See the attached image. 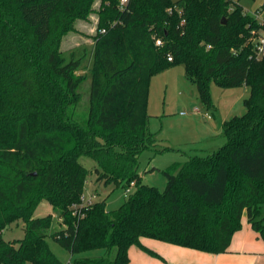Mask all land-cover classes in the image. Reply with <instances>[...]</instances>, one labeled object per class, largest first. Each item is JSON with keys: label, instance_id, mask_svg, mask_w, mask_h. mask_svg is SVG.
Listing matches in <instances>:
<instances>
[{"label": "trees", "instance_id": "16d2710c", "mask_svg": "<svg viewBox=\"0 0 264 264\" xmlns=\"http://www.w3.org/2000/svg\"><path fill=\"white\" fill-rule=\"evenodd\" d=\"M94 1L0 0V264H63L48 234L72 255L105 250L74 264H128L133 244L153 253L143 237L223 253L244 215L264 241V25L232 0H99L93 50L64 54L62 36ZM178 63L207 106L212 81L249 94L245 112L222 123L225 143L162 169L159 190L138 173L141 151L158 144L146 127L149 80ZM82 156L98 181L134 187L122 205L81 203ZM42 198L59 209L61 230L48 232L50 214L32 215ZM18 220L23 236L6 239Z\"/></svg>", "mask_w": 264, "mask_h": 264}, {"label": "rangeland", "instance_id": "374dc122", "mask_svg": "<svg viewBox=\"0 0 264 264\" xmlns=\"http://www.w3.org/2000/svg\"><path fill=\"white\" fill-rule=\"evenodd\" d=\"M232 1L239 3L249 14L260 10L259 18L264 15V0ZM99 3V0H95L93 3L95 11L86 19L74 20V28L62 36L60 49L64 54L75 47H85L89 52L93 50V35L98 19L96 11ZM90 65L91 59L86 60L81 72L86 73ZM89 83L90 76L88 74L87 79L80 87L83 101L87 99ZM248 94L249 87L246 85L221 87L212 81L210 104L207 106L201 102L195 84L186 78L183 64L178 63L154 72L149 80L146 127L154 135L158 144L141 151L139 155L138 173L142 182L163 190L166 185V177L161 172L162 169L175 162L186 161L190 156H206L220 148L226 140L222 131L223 121L245 112L244 99ZM160 148L162 151H156ZM79 161L89 170L80 199L81 203L89 204V202L104 200L105 209L113 210L122 205L125 192L133 191V186L126 191L111 182L105 184L103 181H98L94 173L96 163L91 157L82 156ZM47 214L51 215L49 233L61 230L66 226L62 223L59 209L54 208L42 198L34 207L32 215L42 217ZM247 225L250 232L245 236ZM23 233L22 222L18 220L9 225L8 229L4 231V236L6 239L21 238ZM232 238V241H237L238 244L240 241L246 243L245 247L249 253L242 256L237 251L238 249L229 247L228 254L233 255L229 259L236 261L237 264H264V241L257 238L256 232L248 224L245 215L241 219V227L233 233ZM147 240L148 238L143 237L140 242L147 244L149 243ZM46 242L63 264H74L75 257L98 256L105 251L98 247L72 255L49 234L46 236ZM131 247L135 249L133 250L135 253H143L148 259L156 258L153 253L138 244H133Z\"/></svg>", "mask_w": 264, "mask_h": 264}, {"label": "crops", "instance_id": "0c3cea01", "mask_svg": "<svg viewBox=\"0 0 264 264\" xmlns=\"http://www.w3.org/2000/svg\"><path fill=\"white\" fill-rule=\"evenodd\" d=\"M246 228L247 229L245 230V236H247L250 232L248 225L246 226ZM232 240L233 238L230 241L229 247L238 249L237 251H239L242 256H245V254L248 252V249L245 247L246 243L240 241V243L238 244L237 241L235 242ZM147 241L149 243L142 245L146 246V248L154 253V255L156 256V258H154L155 260L148 259L147 256L143 253H135V251H133L135 249H132V247L130 246L128 248V264L132 262L134 264H237L236 261L229 259L233 256L231 254H228V252H230L228 251L229 248L226 252L214 254L177 246L167 242L163 243L164 241L156 240L153 238H148ZM232 242L235 243L233 244Z\"/></svg>", "mask_w": 264, "mask_h": 264}, {"label": "built area", "instance_id": "2783aa9c", "mask_svg": "<svg viewBox=\"0 0 264 264\" xmlns=\"http://www.w3.org/2000/svg\"><path fill=\"white\" fill-rule=\"evenodd\" d=\"M128 0H119V5H124L126 2H127ZM169 11H171L172 10V8L170 7L169 9H168ZM259 14H260V10H257L254 14H253V16L256 18V19H258V21L260 22V23H262L263 25H264V15L262 16V17H260L259 18ZM103 31V30H102ZM263 33H264V31H263ZM155 44L156 45H160L161 44V42H160V40L159 39H156L155 40ZM264 53V36L263 35H258V37H257V46H256V55L257 56H260V55H262ZM168 60H171V57L170 56H168ZM132 184V183H131ZM127 191V190H126ZM127 195V193L125 192V196ZM83 198V197H82Z\"/></svg>", "mask_w": 264, "mask_h": 264}, {"label": "water", "instance_id": "95a60500", "mask_svg": "<svg viewBox=\"0 0 264 264\" xmlns=\"http://www.w3.org/2000/svg\"><path fill=\"white\" fill-rule=\"evenodd\" d=\"M225 22V20H224V18H222V23H224Z\"/></svg>", "mask_w": 264, "mask_h": 264}]
</instances>
